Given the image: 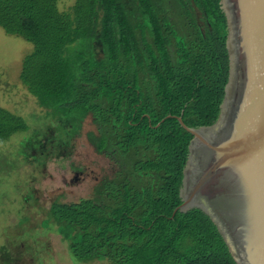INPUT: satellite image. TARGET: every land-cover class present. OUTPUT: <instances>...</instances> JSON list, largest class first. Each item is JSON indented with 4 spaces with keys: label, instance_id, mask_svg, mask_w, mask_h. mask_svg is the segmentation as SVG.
<instances>
[{
    "label": "trees",
    "instance_id": "obj_1",
    "mask_svg": "<svg viewBox=\"0 0 264 264\" xmlns=\"http://www.w3.org/2000/svg\"><path fill=\"white\" fill-rule=\"evenodd\" d=\"M0 26L35 46L20 72L28 91L70 136L90 117L87 139L116 167L93 196L50 206L43 225L73 258L237 264L207 213L176 211L194 136L178 116L213 124L229 80L221 0H0ZM29 129L0 105V142Z\"/></svg>",
    "mask_w": 264,
    "mask_h": 264
},
{
    "label": "water",
    "instance_id": "obj_2",
    "mask_svg": "<svg viewBox=\"0 0 264 264\" xmlns=\"http://www.w3.org/2000/svg\"><path fill=\"white\" fill-rule=\"evenodd\" d=\"M221 3L229 80L213 124L190 127L178 116L194 136L176 211L200 208L237 264H264V0Z\"/></svg>",
    "mask_w": 264,
    "mask_h": 264
},
{
    "label": "rangeland",
    "instance_id": "obj_3",
    "mask_svg": "<svg viewBox=\"0 0 264 264\" xmlns=\"http://www.w3.org/2000/svg\"><path fill=\"white\" fill-rule=\"evenodd\" d=\"M74 0H59L61 10ZM33 43L0 26V105L30 124L27 132L0 142V264H111L76 261L55 224L45 227L54 201L76 202L116 170L87 139L90 117L70 136L20 80Z\"/></svg>",
    "mask_w": 264,
    "mask_h": 264
}]
</instances>
